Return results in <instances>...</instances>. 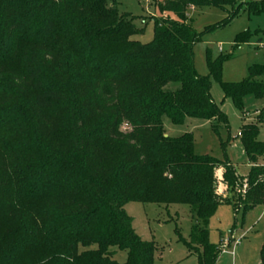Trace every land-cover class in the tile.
<instances>
[{
	"label": "trees",
	"instance_id": "16d2710c",
	"mask_svg": "<svg viewBox=\"0 0 264 264\" xmlns=\"http://www.w3.org/2000/svg\"><path fill=\"white\" fill-rule=\"evenodd\" d=\"M205 5L159 0L176 18L152 17L153 39L141 43L131 37L144 28L114 0H0V264H119L116 249L122 264H154L157 247L135 233L129 202L187 205L190 233L176 235L197 264H215L208 224L218 207L264 205V115L239 129L245 177L226 159L196 155L191 133L165 135L164 116L216 133L228 126L209 76L239 109L244 96H264V66L239 83L220 81L221 60L208 61L207 77L195 72L188 10Z\"/></svg>",
	"mask_w": 264,
	"mask_h": 264
},
{
	"label": "rangeland",
	"instance_id": "374dc122",
	"mask_svg": "<svg viewBox=\"0 0 264 264\" xmlns=\"http://www.w3.org/2000/svg\"><path fill=\"white\" fill-rule=\"evenodd\" d=\"M158 1L114 0L120 13H129L134 17L133 21L137 28L145 30L143 34L133 35L131 39L141 43H148L153 39L152 17L168 15L170 18H176L171 12L160 13L156 6ZM205 1L207 5L188 10V20L199 34V40L193 46L195 72L199 76L207 77L208 61L221 60L220 81L242 82L248 75L249 67L264 66V0H232L223 5L213 4L214 0ZM248 2H255L256 5H246ZM241 4L243 7L229 23L208 30L228 20ZM245 31L249 33L248 41L236 43L237 36ZM209 79L212 99L226 115L228 126L220 124L216 133L209 122L204 120L187 118L183 124L175 125L164 116L162 123L165 135L178 137L189 132L193 136V150L196 155L226 159L239 174L247 175L250 164L238 139L239 129L242 124L254 122L257 116L264 115V96L260 98L252 94L244 96L241 103L242 112L231 99L224 98L219 81L212 76H209ZM166 87L175 90L179 84L169 83ZM257 140L264 142V125L259 129ZM260 163L264 164V160H260ZM124 209L132 219L135 233L141 239L155 243L157 253L154 264H171L175 258L186 252L175 229L177 228L182 239L187 240L191 229L190 210L187 205L165 206L129 202ZM208 228L210 242L221 250L215 264H255L259 259V246L264 239V205L243 214L241 206L222 204L210 218ZM235 229L238 231L236 236L240 232L244 235L233 245L236 239L229 236ZM81 249L83 248L80 247ZM229 251H234L233 259L227 253ZM191 256V261H186L185 264H195L196 257ZM113 259L119 264L124 263L126 251L116 249Z\"/></svg>",
	"mask_w": 264,
	"mask_h": 264
},
{
	"label": "crops",
	"instance_id": "0c3cea01",
	"mask_svg": "<svg viewBox=\"0 0 264 264\" xmlns=\"http://www.w3.org/2000/svg\"><path fill=\"white\" fill-rule=\"evenodd\" d=\"M191 9V8H190ZM168 16V15H167ZM235 168V167H234ZM235 170H236V168H235ZM236 172H237V170H236ZM238 173V172H237ZM238 175H240V176H242V177H245L246 175H241V174H239L238 173ZM238 233V231H237V229H235V230H233V231H231V233H230V236H229V238H235V239H239L240 240V238H241V236H243L244 235V233L243 232H240L239 234H238V236H236V234ZM242 234V235H241ZM228 238V239H229ZM263 241H264V239H263ZM263 241L261 242V244H260V246H259V259L258 260H260V248H261V245H262V243H263ZM233 245H235V244H233ZM230 245H228V247H229ZM230 252V253H229ZM229 252H227L228 254H230V256H232V259H233V256L235 255V253H234V251H229ZM219 254H221V251H220V253ZM156 256V255H155ZM191 256V255H190ZM190 256H188L187 255V251L183 254V255H181L180 257H177V258H175L173 261H172V263L171 264H185L186 263V261H189L191 258H192V256L190 257ZM196 257V256H195ZM256 261V262H259V261ZM191 261V260H190ZM194 261H195V264H197V258H195L194 259ZM256 262H255V264H256ZM257 264H259V263H257Z\"/></svg>",
	"mask_w": 264,
	"mask_h": 264
},
{
	"label": "built area",
	"instance_id": "2783aa9c",
	"mask_svg": "<svg viewBox=\"0 0 264 264\" xmlns=\"http://www.w3.org/2000/svg\"><path fill=\"white\" fill-rule=\"evenodd\" d=\"M245 189H246V185L244 184L243 187H242V192H244ZM238 241H239V239H236L233 244H237Z\"/></svg>",
	"mask_w": 264,
	"mask_h": 264
}]
</instances>
